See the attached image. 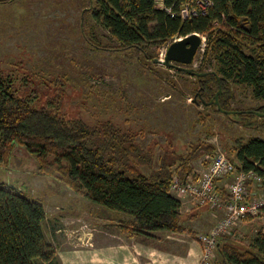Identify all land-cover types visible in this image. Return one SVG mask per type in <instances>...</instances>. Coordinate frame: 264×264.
Segmentation results:
<instances>
[{
	"label": "trees",
	"instance_id": "1",
	"mask_svg": "<svg viewBox=\"0 0 264 264\" xmlns=\"http://www.w3.org/2000/svg\"><path fill=\"white\" fill-rule=\"evenodd\" d=\"M163 2L174 15L157 0H96L92 17L119 44L117 49H134L148 58L149 45L193 32L205 35L203 61L210 59L216 69L200 68L205 73L199 76L200 102L235 114L244 123L246 116L264 118V104L252 115L230 108L234 85L248 86L255 99L264 100V0H210L207 13L188 19L179 14L181 0ZM217 92L218 104L213 101ZM59 105L60 101L40 106L31 92L21 94L0 66V164L7 163L15 148H24L37 160L40 173L57 176L91 202L128 216L123 227L129 235L188 230L181 202L170 190L173 176L197 178L195 161L203 158L206 165L205 156L217 149L214 144L192 145L179 161L163 157L157 169L145 174L139 166L151 165L154 156L140 145L135 132L110 120L89 124L68 116ZM236 143L232 150L241 168L264 178V139ZM45 218L42 203L0 184V264H62L46 238ZM218 254L217 264H264L263 230L246 248L229 236L221 237Z\"/></svg>",
	"mask_w": 264,
	"mask_h": 264
},
{
	"label": "rangeland",
	"instance_id": "2",
	"mask_svg": "<svg viewBox=\"0 0 264 264\" xmlns=\"http://www.w3.org/2000/svg\"><path fill=\"white\" fill-rule=\"evenodd\" d=\"M95 4L96 0H0V66L21 94L31 92L40 106L60 101L62 112L89 124L110 120L135 132L140 145L154 156L151 165L139 166L145 174L157 169L163 157L179 161L200 142L235 157L236 139H264L263 115L246 116L244 123L214 104H202L196 96L202 86L199 76L163 62L168 46L179 38L149 45L152 58L134 49H117L119 44L92 17ZM187 67L198 72L201 67L216 69L210 59L203 61L201 48ZM233 91L232 110L260 112L264 100L255 99L248 86L234 85ZM195 165L203 168V158ZM0 184L44 205L46 238L64 264H110L103 257L105 247L97 250L102 254L95 263L82 246L94 243L95 248L97 239L105 246L112 235L113 240L121 238L119 227L127 224L128 216L91 202L57 176L40 173L37 160L24 148H15L7 163L0 164ZM222 211L215 216L221 217ZM262 223H237L230 237L246 248Z\"/></svg>",
	"mask_w": 264,
	"mask_h": 264
},
{
	"label": "built area",
	"instance_id": "3",
	"mask_svg": "<svg viewBox=\"0 0 264 264\" xmlns=\"http://www.w3.org/2000/svg\"><path fill=\"white\" fill-rule=\"evenodd\" d=\"M157 4L174 15L172 9L166 7L163 0H157ZM210 6V0H181L179 14L183 19H188L199 13H207ZM199 35L202 39L200 48L203 52L206 46V36ZM234 158L217 148L213 155L205 156L207 164L201 170H195L197 178L190 175L182 180L177 174L173 176L170 190L179 198L181 211L186 208L185 206L188 212L193 206L223 210L218 223L212 229L197 234L202 247L199 264H217V250L221 237H230L234 233V227L243 221L261 219L263 223L259 230L262 229L264 232V195L262 192L264 178L253 170H243L239 160ZM227 178L229 180L225 182L224 187H220L219 180ZM251 182L255 185L251 186ZM257 188L261 189V194L259 191L257 194Z\"/></svg>",
	"mask_w": 264,
	"mask_h": 264
},
{
	"label": "crops",
	"instance_id": "4",
	"mask_svg": "<svg viewBox=\"0 0 264 264\" xmlns=\"http://www.w3.org/2000/svg\"><path fill=\"white\" fill-rule=\"evenodd\" d=\"M196 170H201V167L196 166ZM228 180L229 178L221 179L218 184L223 188ZM254 185L251 182V186ZM216 211L206 206H193L187 214L181 211L187 231L158 230L151 232V235L142 233L129 235L121 226L119 227L121 238L113 240L112 235L110 239L105 240V246L97 239L95 248H92L94 243L82 247H86L89 253L87 257L92 256L95 263L98 255L102 254L97 250L105 247L103 257L110 264H198L202 256V247L197 234L209 231L213 220H219L220 217L215 216ZM61 263L64 264L62 260Z\"/></svg>",
	"mask_w": 264,
	"mask_h": 264
},
{
	"label": "water",
	"instance_id": "5",
	"mask_svg": "<svg viewBox=\"0 0 264 264\" xmlns=\"http://www.w3.org/2000/svg\"><path fill=\"white\" fill-rule=\"evenodd\" d=\"M201 43L202 39L200 35L196 32L190 33L185 37L179 38L170 43L167 48L165 60L163 62L166 65L173 66L179 70L186 71L190 74L203 76L205 73L198 72L194 69L187 67V65L192 64L194 57L201 46ZM220 91L221 90H219V92ZM214 101L216 104L219 103L218 94L215 95Z\"/></svg>",
	"mask_w": 264,
	"mask_h": 264
},
{
	"label": "bare ground",
	"instance_id": "6",
	"mask_svg": "<svg viewBox=\"0 0 264 264\" xmlns=\"http://www.w3.org/2000/svg\"><path fill=\"white\" fill-rule=\"evenodd\" d=\"M207 164V163H206Z\"/></svg>",
	"mask_w": 264,
	"mask_h": 264
}]
</instances>
